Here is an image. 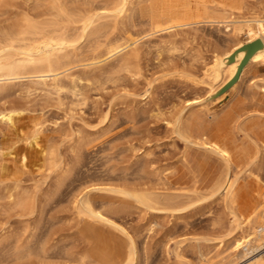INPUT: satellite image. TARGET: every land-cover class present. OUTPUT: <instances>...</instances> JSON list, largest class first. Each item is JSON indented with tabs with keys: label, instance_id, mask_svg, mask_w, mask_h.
I'll list each match as a JSON object with an SVG mask.
<instances>
[{
	"label": "rangeland",
	"instance_id": "374dc122",
	"mask_svg": "<svg viewBox=\"0 0 264 264\" xmlns=\"http://www.w3.org/2000/svg\"><path fill=\"white\" fill-rule=\"evenodd\" d=\"M132 1L130 21L119 20L117 27L115 19L108 17L112 22L107 19L110 24L103 26L100 36L89 37L88 44L81 40L79 57L91 61L67 73L62 79L63 90L55 91L51 82L43 85L26 78L1 87L0 110L17 107L21 115L12 123L0 121V173L10 161L8 165L19 174L17 182L0 174V264H119L128 237L138 251L132 264H206L209 259L219 264H244L254 255H264L261 248L251 255L234 256L233 241L242 235L252 238L253 230L245 224L235 228L231 217L235 212L244 221L247 210L264 197V141L244 132L251 121L264 122V70L250 64L239 80L248 63L243 61L239 75L225 86L222 79L214 82L205 75L215 58H223L237 47L234 45L240 46L235 53L246 47L250 50L258 41L248 44L245 35L235 37L224 25L216 24L145 37L158 30L153 28L158 21L159 0ZM184 6L185 12L181 9L175 18L215 17L224 10L240 16L264 15V3L258 0H187ZM1 14L0 19L7 15ZM106 33L108 39L119 35L141 39L130 47L131 55L122 52L120 56L125 57L102 58L104 62L92 64L90 53L102 50L97 45L106 42ZM217 119L208 134L203 132ZM177 121L184 133L206 138L208 146L182 140L174 130ZM34 133L38 135L36 142L28 146ZM23 145L40 159V167L25 175L29 162L22 160ZM194 147L221 160L223 171L216 182L228 172L233 184L230 194L193 197V172L185 158L188 152H195ZM9 151L14 154L9 155ZM240 157H245L241 164L232 162ZM60 180L61 185L57 184ZM15 183L37 202L32 212L5 199L7 188H14ZM214 183L202 181L200 188ZM119 188L176 195V200L169 195L176 201L177 205L173 200L171 206L175 211L147 212L144 206L116 194ZM87 189L90 200L105 210L104 219H109L106 223L90 222L94 226L90 228L106 239L116 238L119 245L110 259L102 258L93 242L99 235L91 229L86 233L84 223L88 221L75 215L74 199ZM94 252L99 260L92 256Z\"/></svg>",
	"mask_w": 264,
	"mask_h": 264
},
{
	"label": "bare ground",
	"instance_id": "6f19581e",
	"mask_svg": "<svg viewBox=\"0 0 264 264\" xmlns=\"http://www.w3.org/2000/svg\"><path fill=\"white\" fill-rule=\"evenodd\" d=\"M30 1L33 0H23L22 2L18 0H0V12L2 13L1 16H3V14L5 15L7 14L6 17L3 18L1 17L2 19H0V90L3 88L2 86L11 83L14 80H21L22 78H26L29 80L36 79L35 80L36 83L43 85H47L49 82H51V86L55 91L63 90L65 84H63L62 79L67 76V73L72 68L74 67L77 68L78 66L86 65L82 63L88 60L87 59L88 57L86 56H84L86 57V59L83 57H79V54L77 52V50L80 49L79 47H81L80 46L81 40H84L85 42L89 37L92 38L94 34L100 36L103 30V26H105V24L107 25L110 24L108 22L109 20L108 17H112L113 19H115L116 26L118 22L120 24L121 20L127 21L129 17H132L131 12L134 9L132 0H111V1L109 0L110 2L109 1L102 2L101 0H39L38 3L37 0L36 3L34 4L31 3ZM183 4L184 2H182V0H159L157 6L158 21L156 27L153 28V30L155 29L158 30L146 34L145 37H150L158 32L178 33L177 32L178 29L180 30L182 28H186L194 25H200V24H209V25L216 24L218 26L224 25L225 26L224 28L231 30V34L236 35L235 37L241 34L245 35L248 38L247 39L248 44L249 42H255V41L260 42L258 48L248 59V63L245 66V68L241 70L242 72L239 76V80L241 79L246 67H248L250 64H255L257 67L264 69L263 12L252 13L249 16H240V15H236L233 12H230L226 17H222V18L205 17V18H193L190 21H186V20H180L177 17L175 18V15H177L179 12L183 10H184L183 12H185L186 6L183 7ZM263 10L264 8L261 11ZM105 18L106 20L108 19L107 21H105L106 23L105 22L104 24L101 23V20ZM130 20L131 18L128 21ZM125 23L126 22H124V24ZM107 33L105 34L106 36ZM108 37L109 36H107L105 39L103 37L100 38L101 40L102 38L106 40V42L103 40L104 43L100 42L102 44L97 45L100 47V48L98 47L99 49H102L101 51L97 53H96L97 49L94 50L95 52L90 53L89 51V53L93 56V57L89 56L90 57L89 59L92 58V61L94 62V63L92 62V64L98 63L99 65L100 62H104V60L116 57L118 55L120 56L122 52H124L123 54L126 55L128 51H131L130 47L136 45L141 39V38L138 39L137 38L138 36L136 38H130V37L125 38V36L123 35H119L114 38L110 37L112 39L110 38L108 39ZM86 43L88 44L89 41ZM234 46L237 47H235L234 49L232 48V50L226 53V55L223 58H219V57L215 58L214 66L211 69H207L205 73L207 78L213 80L214 82L222 79L223 86H225L239 75L240 65L248 55L249 49L246 47L244 49L237 50L234 53V50L240 48L238 44ZM86 48H88V45ZM92 49L91 51H93ZM134 50L136 51V49ZM128 54L131 55L132 52ZM125 55L120 57H125ZM102 58H104V60ZM128 59L129 60H127V62H130L129 57ZM75 83L76 82L74 80L73 87H75ZM235 84L233 85V88ZM73 87L71 89H73ZM16 115H21V111H19L17 107L10 106V107H5L3 109L1 108L0 121L1 122L3 121L5 123H12ZM181 124L182 123H180V121H177L176 124L174 125V130L182 140H184L185 142L193 143L195 145H202L205 148L206 146H208L209 141L206 138L203 139V137H201L202 135L200 137L198 136L195 138L191 134L184 133L181 130ZM32 136H33L32 137L33 140L28 142V146L36 142V138L38 135L37 133H34L32 134ZM10 154H12V152H10L9 155ZM22 160H24V163L29 162V152L27 150H25ZM2 170H3L2 172L5 175L7 174L16 182L18 181L19 174L18 175L15 174V172L17 173V170H15L14 167L12 168V166H9L8 164H4L2 166ZM3 173L0 174L3 175ZM190 175H191V181L192 183H194L191 191H194L195 195L193 197L197 199L204 197L205 195L208 194H220L224 192L227 195L232 192L233 184L228 177V172L222 179L218 180L210 188H206V189L200 188V182L198 179H196L197 176L194 173H191ZM61 180L59 181L60 183L57 184L61 185L63 183V181L61 182ZM15 184L16 185L13 186L14 188H10V189L7 188L5 194L6 196L4 195L5 199L7 197L10 203L13 204L15 203V205H18L21 208V210L32 212L35 209V204L37 203V202L35 203L34 199H32L34 197L31 198V196L28 195L29 193L27 194L25 191H22L19 188V185L17 183ZM130 190L127 191L119 188V190H116V194H119L122 198L132 200L135 203L144 206L143 208L148 210L147 212H151V210H153L154 212L175 211L174 210L175 208L173 207L174 208L173 209L171 206H173L174 203H175L174 206L177 205L175 201L176 195L169 194L174 196L175 199L174 200L172 196L166 194H159L157 192H154L155 190L153 192H148V190L147 192H144L145 189H143V192H137L135 191L136 188L134 191H130ZM82 192L83 193H80L76 198L74 197L75 204L73 207L76 213L75 215L78 216L77 218L82 220L85 219V221H88V224L93 221H103V222H105V220L108 221L109 219H104L105 210L101 211L99 207H97L95 203H93L95 201L91 199L93 201L92 202L90 200L89 197L91 194L90 190L88 191L87 189L86 192L84 191ZM74 196H76V194ZM177 203L179 202L177 201ZM241 216H243V214H241ZM231 217L235 225V228H242V225L245 224L246 227L253 230L252 238H249V235L244 237L242 235L240 239H235L233 241V247L235 248L234 256L236 255V257L237 256L240 257V255L242 254L244 256H247L248 254L251 255V253L255 252L256 250L258 251L259 249L264 248V242H263L264 241V197H262V200L259 204L247 210L246 218L244 221H241L235 212H232ZM242 218H244V216ZM125 232L127 233L126 230ZM122 233L124 232L122 231ZM127 240H128L127 248L124 252L123 261H127L128 263L132 264L136 259L138 251H136V247H135L136 244L134 243V241L129 237L127 238ZM96 241L100 242V240L97 239ZM260 241H262V243L256 246L252 245V243L260 242ZM103 251L106 250L104 249ZM17 252H20V249H18ZM92 252L93 250L91 251V253ZM93 255L94 258L99 260L95 252L94 254H92V256ZM176 255L178 258L179 256H181V254L179 256L178 254ZM199 256L203 257V254L200 252ZM254 256H252L248 260H245L246 262L244 264H264V255H260L258 257H254ZM9 257H11V255ZM2 260L4 261V259ZM15 260H17V258ZM82 260L83 259H81V261ZM86 263L87 262H85V264ZM220 263H222V261H220ZM206 264H219V262L217 261L213 262L209 259Z\"/></svg>",
	"mask_w": 264,
	"mask_h": 264
},
{
	"label": "crops",
	"instance_id": "0c3cea01",
	"mask_svg": "<svg viewBox=\"0 0 264 264\" xmlns=\"http://www.w3.org/2000/svg\"><path fill=\"white\" fill-rule=\"evenodd\" d=\"M188 1H191L194 3H200L201 2V0H188ZM182 2H184V4L185 3L187 4V0H182ZM258 2L264 3V0H258ZM230 12H233V10H224L221 15H214V16L216 18H222V17H226ZM258 113H259V115L263 114L261 112H258ZM255 118L259 119L258 116ZM252 120H254V118ZM217 121H218V119L210 122L209 127L204 129L203 132L208 134L210 129L214 126V124H216ZM244 132L249 137L251 136L250 134H252V136H254V138H256L260 141H264V122L260 123L259 121H257V122L251 121L249 124V128L244 129ZM192 136L196 138L200 135L198 134L197 136L196 135H192ZM231 144L233 145V143H231ZM23 147L26 150L28 149L24 145H23ZM195 149L196 150H195V152L193 151V153L191 151L188 152V154L185 158L186 163L188 165V169L191 170L197 176L196 179H198L199 182H202V181H204V182L209 181L211 183L216 182V180L220 177V175L222 174V171H223V165H222L221 160H219L217 157L213 156V154H210V153L204 151L203 149H200L197 147ZM231 160H232V158H231ZM39 161H40L39 158L33 156V154L29 152V163H28V166L24 169L22 175L34 172L35 168L40 167ZM244 161H245V157H240V158H238V160L232 161V162L239 165ZM6 164H11V162L6 161ZM217 174H219V175H217ZM85 225L88 228L86 233L89 234L88 230L91 229L90 227H94V226H91L90 224L89 225L85 224ZM91 233L97 234L96 232H94V230H92ZM97 235H99V234H97ZM99 238L100 239H97V240H102L101 243H97L98 241H93V242L95 243V246H97L98 249H100L99 253H101L102 258H104L105 260L112 258V256L115 254V252L118 251V249H119V247H118L119 245H118L116 238L106 239L101 235H99ZM104 249L106 251H103Z\"/></svg>",
	"mask_w": 264,
	"mask_h": 264
},
{
	"label": "water",
	"instance_id": "95a60500",
	"mask_svg": "<svg viewBox=\"0 0 264 264\" xmlns=\"http://www.w3.org/2000/svg\"><path fill=\"white\" fill-rule=\"evenodd\" d=\"M260 45V42H255L252 46L251 49L249 50L248 55L246 56V58L243 61H247L251 55L254 53V51L258 48V46Z\"/></svg>",
	"mask_w": 264,
	"mask_h": 264
}]
</instances>
